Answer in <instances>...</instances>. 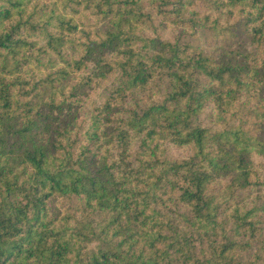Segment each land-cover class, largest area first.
<instances>
[{"label":"trees","instance_id":"16d2710c","mask_svg":"<svg viewBox=\"0 0 264 264\" xmlns=\"http://www.w3.org/2000/svg\"><path fill=\"white\" fill-rule=\"evenodd\" d=\"M0 264H264V0H0Z\"/></svg>","mask_w":264,"mask_h":264}]
</instances>
